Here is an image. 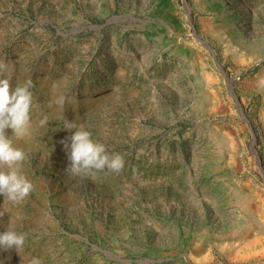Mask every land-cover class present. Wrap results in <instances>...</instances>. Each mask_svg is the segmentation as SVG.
<instances>
[{
	"label": "rangeland",
	"instance_id": "rangeland-1",
	"mask_svg": "<svg viewBox=\"0 0 264 264\" xmlns=\"http://www.w3.org/2000/svg\"><path fill=\"white\" fill-rule=\"evenodd\" d=\"M5 76L33 189L0 264H264V0H0ZM65 120L124 167L66 171Z\"/></svg>",
	"mask_w": 264,
	"mask_h": 264
},
{
	"label": "clouds",
	"instance_id": "clouds-1",
	"mask_svg": "<svg viewBox=\"0 0 264 264\" xmlns=\"http://www.w3.org/2000/svg\"><path fill=\"white\" fill-rule=\"evenodd\" d=\"M32 81L12 86L9 78L0 77V196L3 202L18 204L23 202L33 189L32 182L21 170L25 152L15 146L13 137L22 138L31 122L33 103ZM45 121H42L44 123ZM63 128L71 135L62 141L66 150L68 164L66 171L72 175L92 174L96 171L119 172L124 167L120 153H109L106 145L93 139L92 133L83 125L65 120ZM7 129L11 135H7ZM4 213H0L2 216ZM0 231V248H15L19 251L25 243V234L11 227ZM28 264H41L39 257H32Z\"/></svg>",
	"mask_w": 264,
	"mask_h": 264
}]
</instances>
